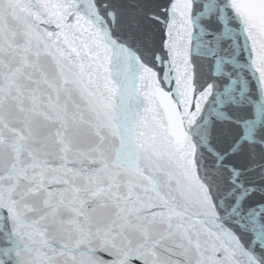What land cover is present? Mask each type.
<instances>
[{
  "label": "snow or ice",
  "instance_id": "6c2138e0",
  "mask_svg": "<svg viewBox=\"0 0 264 264\" xmlns=\"http://www.w3.org/2000/svg\"><path fill=\"white\" fill-rule=\"evenodd\" d=\"M0 264H264V0H0Z\"/></svg>",
  "mask_w": 264,
  "mask_h": 264
}]
</instances>
